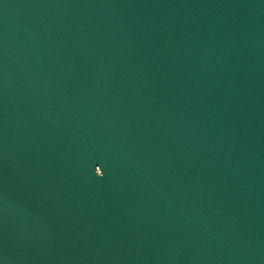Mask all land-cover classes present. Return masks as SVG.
Returning <instances> with one entry per match:
<instances>
[{
	"label": "water",
	"instance_id": "water-1",
	"mask_svg": "<svg viewBox=\"0 0 264 264\" xmlns=\"http://www.w3.org/2000/svg\"><path fill=\"white\" fill-rule=\"evenodd\" d=\"M0 264H264V0H0Z\"/></svg>",
	"mask_w": 264,
	"mask_h": 264
}]
</instances>
